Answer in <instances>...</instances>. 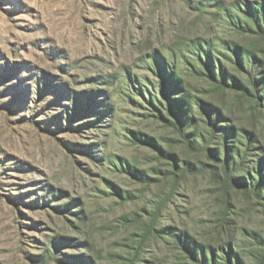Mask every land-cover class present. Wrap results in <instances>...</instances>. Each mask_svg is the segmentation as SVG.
Masks as SVG:
<instances>
[{
	"label": "rangeland",
	"instance_id": "374dc122",
	"mask_svg": "<svg viewBox=\"0 0 264 264\" xmlns=\"http://www.w3.org/2000/svg\"><path fill=\"white\" fill-rule=\"evenodd\" d=\"M241 1L262 0H0V264H194L180 234L257 264L264 198L219 158L236 145L234 177L256 167L264 106L218 86L195 52L213 44L252 87L237 44L264 77V37L225 16ZM165 67L187 105L164 95ZM231 126L256 146L226 142Z\"/></svg>",
	"mask_w": 264,
	"mask_h": 264
},
{
	"label": "trees",
	"instance_id": "16d2710c",
	"mask_svg": "<svg viewBox=\"0 0 264 264\" xmlns=\"http://www.w3.org/2000/svg\"><path fill=\"white\" fill-rule=\"evenodd\" d=\"M223 9L225 11V16L228 18L229 22L239 32L244 34H255L264 37V0L254 4L248 1H241L236 5L235 10H229L226 8ZM229 47L230 50L234 52L237 64L245 71H247L250 75L249 80L252 84V87L244 84L238 77L229 74L226 67L221 64L220 59L217 55L216 48H213V44H208L207 42L203 45L200 44V46H198L195 50V52L197 53V60L200 62V64H202V68L204 69L203 71H205L204 73L207 74L218 86H222L225 88L228 87L231 89L239 88L242 91L243 95H252L258 100L259 106H264V95H259L260 91L264 94V87H261V85H264V77L257 75L260 67L258 64L260 60L257 58L254 52H252L251 50L244 51L237 44H234V46L230 45ZM246 56L249 60L253 59L250 67L246 65V62L244 60ZM162 72V79H166L165 86L163 87V93L169 100L174 99L171 96V92L172 90L177 91L178 89H180V79L174 77L175 72L173 71V68L172 70H170V68L165 67ZM167 74L171 76V81H168V78L165 77L167 76ZM166 88H168V92L165 90ZM254 91H256V94H254ZM150 101L152 102V104H154L153 99H150ZM174 101L180 102L181 100L174 99ZM184 105L187 104H181V106ZM217 117H219V114L217 115ZM216 123V120H213V118L210 119L209 124L212 127L214 126V130L218 127ZM182 127H184V125H181V129ZM225 130V136L227 135L226 142H228L229 139L234 138V135L237 134L239 136L237 140L242 146L245 147V151H249L251 147L256 146L255 142L258 140L254 132H245L246 139L241 140L242 136L238 133V131H236V129H234L233 126L228 128L226 127ZM185 133L186 137L189 140L191 136H193L194 141L198 142V137H196L198 136V134H196V132L195 135H192V132H189V134L187 132ZM232 148L238 151V159L236 157L230 156L229 150L227 149L225 151V158H219L220 161H223L222 167L225 170L227 178L230 179L231 182H233L236 186L243 187L247 191L255 194L257 197L264 198V156H262L258 152V150L262 149V146H256V155L258 156V158L257 160L252 162V164L256 167L254 169L252 168V170H250L248 167L246 175L238 176V178H235L233 173L235 171L238 172L241 167L245 166L244 158L242 156V148L236 145H233ZM215 157L218 158L219 156L216 155ZM231 160L232 162H230ZM255 173L256 175H258V177L255 176ZM179 243L180 245L184 246L185 250H187L191 258L193 259L194 264H246L243 258L234 251L232 244L222 247V255L219 256L215 248L211 247L210 249H207L196 245L194 246L189 240L188 236L185 234L179 235ZM257 264H264V253H261L258 256Z\"/></svg>",
	"mask_w": 264,
	"mask_h": 264
}]
</instances>
